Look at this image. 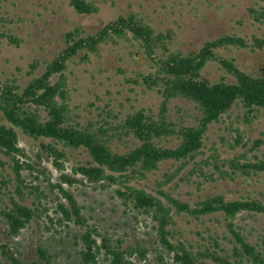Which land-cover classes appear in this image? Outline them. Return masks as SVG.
<instances>
[{
    "label": "trees",
    "instance_id": "16d2710c",
    "mask_svg": "<svg viewBox=\"0 0 264 264\" xmlns=\"http://www.w3.org/2000/svg\"><path fill=\"white\" fill-rule=\"evenodd\" d=\"M260 2L264 0H255L256 4ZM70 6L81 15L99 11L92 0H70ZM248 12L254 22L264 24V6H252ZM173 40L170 31L160 32L132 12L93 33L82 27L66 32L60 50L40 75H34L38 61L30 65L32 78L25 86L16 78L0 80V223L7 226L10 237L19 236L34 222L45 232L56 234L73 226L77 227L73 232L79 264H148L150 249L140 242L126 244L122 238L90 223L84 215L73 187L95 185L113 189L126 209L151 223L158 245L154 252L162 264H264V239L253 242L236 222L243 214L264 218V195L230 200L223 194H208L189 203L164 189L190 163L194 168L180 181L188 183L193 175L204 182L234 181L240 176L264 173V160L257 157L252 162L245 155L223 160L212 155L197 161L204 154L210 126L233 108L243 110L246 120L249 116L264 118V76L247 74L234 58L222 53L232 48L264 50V37L248 39L223 34L205 41L198 51L187 53L171 51ZM3 41L20 45L10 29H0V44ZM119 41L137 45L150 61L151 71L139 73L134 82L161 96L157 114L141 109L121 121L114 117L116 122L107 120L111 114L96 123L73 121L66 74L69 61L78 58L89 62L92 57H100L106 46ZM210 63L218 64L230 79L207 77L204 70ZM173 101L186 102L198 114L190 121L184 117L175 120L170 114ZM178 112L182 116V109ZM17 130L40 142L42 155L61 172L58 182L51 180L45 168L27 160L18 145ZM239 143L237 140L236 145ZM75 151L86 154L88 159L78 162L72 174H67L66 162ZM37 157L41 161V156ZM166 162L180 166L173 174H164V181H157L156 194L131 184L159 171ZM195 184L198 188L201 185ZM177 218L203 226L206 220L214 221L225 225V230L219 235L206 227L193 232L198 240L189 239ZM54 258L41 242L30 260L24 258L20 245H0V264H55Z\"/></svg>",
    "mask_w": 264,
    "mask_h": 264
},
{
    "label": "rangeland",
    "instance_id": "374dc122",
    "mask_svg": "<svg viewBox=\"0 0 264 264\" xmlns=\"http://www.w3.org/2000/svg\"><path fill=\"white\" fill-rule=\"evenodd\" d=\"M92 1L97 4L99 11L87 16L76 13L70 6V0H0V29H10L20 40L19 46L9 45L7 41L0 44V80L16 78L25 86L32 78L29 76L30 65L38 61V69L34 75H40L44 65L60 50L66 32L82 27L87 33H93L118 16L132 12L141 15L158 31H170L174 37L170 50L175 52L198 51L205 41L223 34H236L248 39L252 36L264 37V24L254 22L248 12L252 6L257 9L264 6L263 2L256 4L255 0ZM222 53L234 58L247 74L264 76V50L253 52L249 49L232 48L231 51ZM144 56L138 51L137 45L119 41L117 45L106 46L100 57H92L89 62L79 61L78 58L69 61L66 74L72 120L81 124L89 121L96 123L101 119L106 120L108 114H111L107 120L116 122V119L121 121L128 114L141 109L157 114L161 96L134 82L139 73L147 74L151 71V63ZM204 74L211 80L221 77L230 79L216 63L208 64ZM178 108L182 109V116L178 114ZM170 114L175 120L184 117L190 121L198 112L186 102L173 101L170 104ZM244 116L243 110L233 108L218 123L212 124L204 139V154L197 161L212 155H219L221 160L236 155H245L252 162L257 160L255 157L264 160V118L249 116L246 120ZM17 133L18 145L27 160L35 167L45 168L51 180L58 182L61 172L52 166L51 159L42 155L40 142L19 130ZM237 140L240 141L239 145H236ZM119 147L124 150L123 145ZM38 155L41 156V161ZM87 159L86 154L81 152L69 154L64 172L72 174V167ZM179 166L180 163H163L159 171L149 174L145 179L134 180L131 184L156 194L159 189L157 181H164V174H173ZM193 168V163L183 167L164 189L175 198L189 203L208 194H223L230 200L250 196L261 198L264 195V173L256 177L240 176L234 181L216 178L215 182H204L202 177L195 175L190 177L192 181L188 183L180 181ZM209 169L212 170L211 167ZM195 183H200V187ZM43 187H46L45 183ZM65 187L67 188L66 185ZM73 192L79 204L84 207L83 213L89 217L90 223L116 238H122L126 244L142 243L152 251L148 254V264H162L154 252L158 245L155 244V232L151 223L143 216L126 209L116 198L113 189L76 184ZM177 220L189 239L198 240L193 232L202 231L206 227L219 235L225 230V225L219 226L214 221L206 220L203 226L196 221L189 223L184 219ZM236 222L245 228L246 235L253 242L264 239V218L261 216L249 217L243 214ZM73 230L77 231V227L72 226L60 234L47 233L38 222H34L19 236L10 237L7 226L0 223V245H20L24 258L30 260L36 245L41 242L55 255V264H79V247L75 245ZM2 264L8 263L3 261Z\"/></svg>",
    "mask_w": 264,
    "mask_h": 264
}]
</instances>
